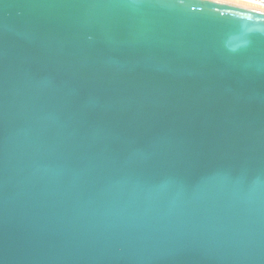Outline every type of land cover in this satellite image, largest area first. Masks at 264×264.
<instances>
[{"label":"water","instance_id":"obj_1","mask_svg":"<svg viewBox=\"0 0 264 264\" xmlns=\"http://www.w3.org/2000/svg\"><path fill=\"white\" fill-rule=\"evenodd\" d=\"M0 264H264V8L0 0Z\"/></svg>","mask_w":264,"mask_h":264},{"label":"bare ground","instance_id":"obj_2","mask_svg":"<svg viewBox=\"0 0 264 264\" xmlns=\"http://www.w3.org/2000/svg\"><path fill=\"white\" fill-rule=\"evenodd\" d=\"M233 1L264 8V0H233Z\"/></svg>","mask_w":264,"mask_h":264}]
</instances>
